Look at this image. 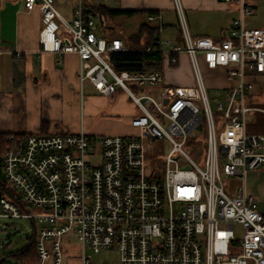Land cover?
Segmentation results:
<instances>
[{
    "label": "built area",
    "instance_id": "2783aa9c",
    "mask_svg": "<svg viewBox=\"0 0 264 264\" xmlns=\"http://www.w3.org/2000/svg\"><path fill=\"white\" fill-rule=\"evenodd\" d=\"M86 1L70 21L56 0H25V9L41 13V54L78 57L82 103L86 86L107 97L126 94L138 111L129 123L136 133L9 136L3 174L19 201L0 198V217L31 220L37 231L33 264H93L89 252L110 249L118 250L121 264H264V214L245 185L251 171L264 170V136L247 132L248 114L264 113L249 103L254 84L248 77L264 74V29L247 23L254 7L224 0L238 6L239 17L229 36L215 41L192 36L181 0H174L183 44L170 45L160 30L156 50L172 67L181 54L188 56L196 104L175 87L159 93V102L150 90L172 87L163 72L118 69L115 56L128 49L122 39L100 34ZM202 65L225 69L234 81L214 99L215 110ZM195 132L201 147L193 142ZM150 140L172 145L163 166L148 163ZM188 144L199 162L186 152ZM223 178L239 184L227 190Z\"/></svg>",
    "mask_w": 264,
    "mask_h": 264
},
{
    "label": "crops",
    "instance_id": "0c3cea01",
    "mask_svg": "<svg viewBox=\"0 0 264 264\" xmlns=\"http://www.w3.org/2000/svg\"><path fill=\"white\" fill-rule=\"evenodd\" d=\"M87 2L123 11H158L157 23L161 27L162 39L170 45L183 44L174 0ZM80 3L81 0H56V7L70 21ZM181 3L189 31L194 37L224 40L229 36L232 21L239 17L238 6L224 0H181ZM248 3L255 9L254 16L247 22L248 26L263 29L264 0H248ZM109 23L105 28L106 33L112 31L114 36L121 37L117 36L121 23L113 20ZM41 29L42 17L38 7L28 12L25 0H0V135L8 138L11 135L60 131L77 134L83 129L93 137L126 136L118 124L124 119L130 127V120L138 114L129 97L121 92L114 97H107L86 86L85 91L90 88L93 95L88 98L85 92L82 103L77 79L78 57L69 54L60 60L54 54H41ZM163 72L166 82L172 87L185 90L195 85L186 54L179 56L177 66L164 65ZM204 78L210 89L220 92L234 85L225 69L209 70ZM248 81L254 84L249 97L250 106L264 110L261 100L264 97V74L249 76ZM247 132L264 136L263 112L252 111L248 114ZM245 185L264 214V170L251 171Z\"/></svg>",
    "mask_w": 264,
    "mask_h": 264
},
{
    "label": "rangeland",
    "instance_id": "374dc122",
    "mask_svg": "<svg viewBox=\"0 0 264 264\" xmlns=\"http://www.w3.org/2000/svg\"><path fill=\"white\" fill-rule=\"evenodd\" d=\"M116 22L121 23V26H119L117 30L118 32L117 36H121V37H127L136 33L141 22H146L147 24H150L152 26L156 24L153 22H149L143 16H138L133 18L127 16H121L116 19ZM202 70H203V75L205 77L206 72L209 70L204 65H202ZM205 82L208 86L206 78H205ZM207 88L209 90V96L212 100L211 101L212 108L215 110L217 104L214 101V99L219 97L222 91L220 92L219 90L216 89H210L209 86ZM151 90H152V95L159 101L160 99L159 93L168 92L171 94L174 88L162 86V87L153 88ZM176 91L182 94V96L194 100L196 104H200L199 101L200 98L195 89L193 88L185 89V90L177 89ZM85 92L86 94L88 93L87 94L88 98L90 97V95L91 96L93 95L92 89L90 88L87 89ZM261 100L264 103V97H262ZM120 120L121 118L119 119V121ZM121 121H120V125L118 124V126L119 129L122 131V133L126 135H135L136 132L127 124H125L124 119H122ZM195 135H197V132L191 135V137H193V142H195V144H197L198 147L203 146L204 141L202 139L196 138ZM171 149H172V145L165 140L164 141L150 140L145 142V150H146L148 163H150V165L154 167H159L164 165L165 158ZM185 150L190 156L193 157V159L199 162L198 158L193 153L192 144H188L185 147ZM0 172L2 173L1 167H0ZM1 178L4 179L3 176H1ZM223 183L227 188V190L239 184V182L228 180L226 178H223ZM29 211L32 214L37 212L36 209H33L31 207H29ZM35 228H39V224L36 223ZM33 231H34V225L29 219H11V218L0 217V245H1L0 261L4 260V264H18L16 258H14L13 255L16 254L19 250L24 249L29 244V237L32 236ZM73 243L75 245L78 244L77 239L73 238ZM71 253L73 257L78 255V250L76 246L71 247ZM89 253L92 255L93 264H121L120 254L117 249L103 250L100 254H93V252H89ZM72 260H70L72 264H78L76 263L77 262L76 259H72Z\"/></svg>",
    "mask_w": 264,
    "mask_h": 264
},
{
    "label": "trees",
    "instance_id": "16d2710c",
    "mask_svg": "<svg viewBox=\"0 0 264 264\" xmlns=\"http://www.w3.org/2000/svg\"><path fill=\"white\" fill-rule=\"evenodd\" d=\"M87 5L89 7V13L99 21V30L102 36L108 40L120 38L124 41L128 49V52L120 53L115 56V63L118 69L142 72H163L164 65L167 64L169 67H172L169 62L163 60L161 52L156 50L158 47L156 42L161 30V27L157 23V20L159 19L158 11H123L112 9L103 4H95L94 2H87ZM251 6L254 7L253 5ZM121 16H127L130 18L143 16L147 20L149 16H152L154 17V20L148 21L156 24L152 26L146 22H141L136 33L123 38L114 36L112 31L106 33L105 28H107V23H109L110 20L115 22L116 19ZM7 145V137L0 135V167L2 171V173L0 172V198L6 197L9 200L18 202V193L9 186L5 178H1V176L4 177L2 157L6 151ZM13 256L16 258L18 264H33L37 262L36 230H34L32 236L29 237V244ZM0 264H4V261L1 260Z\"/></svg>",
    "mask_w": 264,
    "mask_h": 264
}]
</instances>
